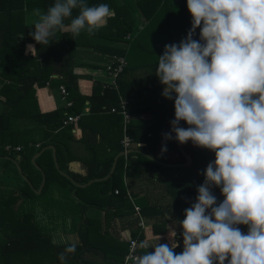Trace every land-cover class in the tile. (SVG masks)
Instances as JSON below:
<instances>
[{"label": "trees", "instance_id": "trees-1", "mask_svg": "<svg viewBox=\"0 0 264 264\" xmlns=\"http://www.w3.org/2000/svg\"><path fill=\"white\" fill-rule=\"evenodd\" d=\"M54 3L55 0H0V156L4 158L0 170V264H62L59 254L65 244L54 243L51 232L57 225L55 218L61 219L59 225L66 226L68 215L72 216V230L80 241L63 264H122L129 240L143 237L140 226L132 228L139 216L128 222L130 237L126 238L112 231L99 216L84 214L87 208L94 207L98 212L113 208V215L120 217L133 215L135 204L153 234H164L168 222L185 219V209L197 202L206 168L215 161L211 150L200 149L191 141L178 145L174 132L173 139L164 136L172 130L175 100L162 95L163 85L156 75L158 59L165 45L179 44L187 37L192 15L187 0H87L89 6L107 4L112 10L102 28L91 36L82 31L78 37L69 31H57L48 45H41L29 35L35 31L33 22L37 19L33 10L39 8L46 13ZM78 14V9L73 10V18ZM199 34L198 28L194 39L199 40ZM29 44L35 46L34 53L26 51ZM81 48L87 51L81 52ZM103 48L107 51L103 54L110 55L108 63L113 56L126 61L115 78L117 87L105 84L112 82L106 76L107 63L105 77L94 79L91 94L82 95L75 71L82 63L80 55L101 52ZM114 61L112 65H116ZM139 70L146 73V78L132 75ZM46 83L52 87L63 85L71 105L41 111L36 88ZM119 95L129 101L130 113L152 115L150 120L132 119L128 134L133 144L143 142L145 146H137L122 156H118L122 151L121 115L110 112L117 106ZM85 100L90 102V113L82 116L80 107ZM68 112L79 114L72 125L65 121ZM20 119L28 120L32 126L22 129ZM85 126L90 128L88 132ZM180 126L189 127L185 121ZM72 127H81L82 137L86 134V145L94 154L89 161L79 157L86 169L83 176L66 168V163L75 158L67 153L69 139L64 137L71 134ZM90 137L94 142L89 143ZM50 144L56 149V160L65 175L54 165L52 149L47 148ZM5 145L21 149L6 151ZM164 146L166 152H162ZM43 148L35 158V164L45 174L43 188L37 193L42 173L32 157ZM183 152L192 159L188 166L183 165L187 161ZM17 157L26 179L17 169ZM149 179L151 183L156 181L154 186L144 182ZM138 181H143L144 186L138 187ZM114 189L119 192L115 194ZM212 192L218 205L224 199L221 189L213 187ZM38 206L46 223L38 218ZM239 227L243 233L248 232L247 226ZM182 233L175 236L177 254L184 247ZM146 251L140 247L138 255Z\"/></svg>", "mask_w": 264, "mask_h": 264}, {"label": "clouds", "instance_id": "clouds-1", "mask_svg": "<svg viewBox=\"0 0 264 264\" xmlns=\"http://www.w3.org/2000/svg\"><path fill=\"white\" fill-rule=\"evenodd\" d=\"M187 6L192 27L179 44L165 45L156 69L162 95L175 100L172 130L164 136L173 139L174 132L181 144L211 150L215 161L180 222L182 253L174 251L178 244L158 243L134 264H264V0H187ZM33 15L29 35L48 45L57 31L94 35L112 10L87 0H55L46 13L36 8ZM26 51L34 53L35 46ZM213 187L224 196L218 205ZM240 225L248 227L246 234ZM53 242L65 244L62 264L76 251L63 235Z\"/></svg>", "mask_w": 264, "mask_h": 264}, {"label": "crops", "instance_id": "crops-1", "mask_svg": "<svg viewBox=\"0 0 264 264\" xmlns=\"http://www.w3.org/2000/svg\"><path fill=\"white\" fill-rule=\"evenodd\" d=\"M83 49L86 50V48H81V52H83ZM103 52H107V51L103 48L101 50V52H99V51L94 52L93 51V52H90L88 54L87 53L86 54L81 53V55H80L79 61H81L82 63L80 62L81 63L80 66L76 67L75 71H76V73L79 74V76L77 78V85H78V90L82 95L87 96V95L91 94L94 79L105 77L104 67H105V64L108 63V61L110 59V55L105 54V53L103 54ZM132 75H135L136 78H138V79L139 78H146V73H144L143 70L135 71L134 73H132ZM132 75H130V76H132ZM52 76L54 78H57L56 74H53ZM162 91H164V85L162 86ZM36 97H37L38 105H39V108L41 111H49V110H52L56 107L66 106L64 100L61 97L59 87L58 86L52 87V86H50L49 83H46V85L36 88ZM89 113H90V102L88 100H85V102L80 107V115L84 116V115H88ZM151 117H152L151 114H146V113H141V114L135 113L134 114L133 113V119L134 120H140V119L150 120ZM19 123H20V126L22 129H26L29 126H32L30 124L31 122H29L28 120H25V119H20ZM72 124H73V122L70 123L69 125H72ZM84 128L88 129L85 132H88L90 129L88 126H85ZM79 129L72 127L70 129L71 134H66L64 136L67 139H69L68 140L69 151H67V153L70 155H73L75 157V158H73L74 160L68 161L66 163V168L68 171H70L72 173H76L78 175L83 176L86 174V169H85V166L81 162L79 157H82L86 161H89L93 158L94 154L91 150L88 149V146L86 145L87 144V142L85 141L86 134L84 137H82L81 127ZM68 137H70V138H68ZM96 139H99V138L97 137ZM91 142H94V139L92 137H90V140H89V143H91ZM97 142L98 141L96 140V143ZM50 145H53V144H50ZM5 146H4V149H6ZM137 146H145V143L140 142V143L133 144V146L130 147V149H131L130 152L133 150H136ZM11 150L16 151L14 148H11ZM100 150H101V152L103 151L102 146L100 147ZM15 160L18 162V158H15L14 161ZM3 161H4V158H1V156H0V170L2 168ZM150 180L151 179H149L148 181L146 180L144 182L148 183V182H150ZM155 182L156 181H154L153 183L150 182L149 185L154 186ZM136 184L138 187L144 186L143 181H138ZM42 188H43V186H42ZM72 194H73V192H72ZM129 196L131 197L130 192H129ZM131 199H132V197H131ZM111 209L113 210V208H110V209L106 208L105 211L100 210L99 212H97L98 210L96 208L88 207L86 212H84V214L99 216L101 218L102 222H104V223L106 222V226L111 228L112 231L120 232L126 238L130 237V231L127 227L128 222L132 221L133 217L139 216L140 220L138 222L136 221V223L132 226V228L136 229L138 226H140V228L142 229L143 237L141 239H138V240L140 241L141 244L145 245V247H143V249H146V250L151 251V252H154V250H155L154 248H152V246H154L158 243L168 244L169 246H171L172 244H177L175 241V236L178 233H180L181 231H183L182 225L180 223L182 220H172L166 224V233L161 234V235L153 234L151 226L147 223L146 220L144 221L140 217L139 211L137 213L134 210V214L131 216L116 217L113 215V212ZM38 213H39V211H38ZM68 216H69V218H67V220H66L67 216L65 217L66 226H64L61 234H59V235H63L66 238L74 239V237L75 236L78 237V235H76L77 232L72 230V216L71 215H68ZM58 219L59 218L56 217L55 222L58 221ZM59 221H61V219H59ZM140 222H142V223H140ZM102 226L105 227L104 224ZM55 230H56V228H55ZM55 230L52 232V234L55 232ZM59 237L60 236H58V238Z\"/></svg>", "mask_w": 264, "mask_h": 264}, {"label": "built area", "instance_id": "built-area-1", "mask_svg": "<svg viewBox=\"0 0 264 264\" xmlns=\"http://www.w3.org/2000/svg\"><path fill=\"white\" fill-rule=\"evenodd\" d=\"M177 1V0H175ZM113 60H111L110 63L107 64L106 68H105V72H106V76H109L110 80H112V82H109V80L105 83L106 85H113L114 87H117V85L115 84V78L117 76V74L119 72H121L123 70V67L126 64V61L123 57H117V56H113L112 57ZM116 60V65H112L113 63H115ZM59 90L61 93V97L62 99L65 101L67 106L71 105V102L68 101L67 99V90L63 85L59 86ZM128 106H129V101L127 99H125L122 95H119V100H118V104L117 106L111 107L110 108V112L111 113H116L121 115V123H122V139L120 141L121 145H122V151H123V155H126L128 149L133 146V141L130 137V135L128 134V125L130 124V122L133 119V114L130 113L128 111ZM79 118V114L76 113H67V117H66V122L67 123H72L75 120H77ZM36 146H38V144H36ZM6 150H9L10 148H12L10 145H6L5 146ZM15 150H20V146H15L13 147ZM119 192L118 189H114V193L117 194ZM127 195L129 196V192H127ZM134 210L138 213L139 211V207L137 205H134ZM142 223V222H140ZM140 241L136 238H131L129 240V244H128V250L127 253L124 255V259L122 264H130L132 261H134L135 257L139 256L138 255V250L140 248Z\"/></svg>", "mask_w": 264, "mask_h": 264}, {"label": "water", "instance_id": "water-1", "mask_svg": "<svg viewBox=\"0 0 264 264\" xmlns=\"http://www.w3.org/2000/svg\"><path fill=\"white\" fill-rule=\"evenodd\" d=\"M177 143H178V145H179L178 140H177ZM45 148H46V147H45ZM47 148L52 149V157H53V160H54V165H55V167L57 168V170H59L60 173H62V174L65 175V173L62 172V171L60 170L59 165H58V162H57V160H56V149H55L54 145H48ZM198 148H200V149H205V148H202V147H198ZM180 149H181V147H180ZM43 150H44V148L41 149L40 151L36 152V153L33 155V157H32V161H33L34 164H35V158L38 157V156L41 154V152H42ZM130 150H131V149H128V152H129ZM181 151H182V150H181ZM183 153H184V152H183ZM122 155H123V152L121 151V152L119 153L118 156H122ZM184 155L186 156L187 161H186L183 165L188 166V165L191 164L192 159L190 158L189 155H187V154H185V153H184ZM118 156L115 158V160H114V162H113L112 169H111L110 173L114 170V167H115L116 160H117ZM15 161H16V160H15ZM35 165H36V164H35ZM167 165H169V166H173V164H167ZM16 166H17V169H18L19 173L22 175V177H23L24 179H26V177L24 176V174H22V170H21V168H20V166H19V164H18L17 161H16ZM36 166H37V168H38V169L41 171V173H42V180H41V183H40L38 189L36 190V192L39 193V192L41 191V189H42V186H43L44 182H45V174H44L43 170H42L38 165H36ZM109 175H110V174L106 175L105 178L108 177ZM90 182H92V180L88 181L86 184H89ZM86 184H77V185H78V186H85Z\"/></svg>", "mask_w": 264, "mask_h": 264}, {"label": "rangeland", "instance_id": "rangeland-1", "mask_svg": "<svg viewBox=\"0 0 264 264\" xmlns=\"http://www.w3.org/2000/svg\"><path fill=\"white\" fill-rule=\"evenodd\" d=\"M44 202V201H43ZM39 208V209H38ZM38 208L36 207V210L38 209V211H39V213H38V218H40V220H41V222H45L46 223V218H45V214H44V212H42L41 211V208H40V206H38ZM98 212V211H97ZM92 216H95V215H92ZM67 218H69V216H67L66 217V220H67ZM65 220V221H66ZM57 222V225H56V230H55V232L52 234V232L54 231H52L51 232V234L53 235L52 237H53V241H54V239L56 240V241H59L60 240V237L58 238V236H61V235H59V234H61V232H62V229L64 228V226H63V224L61 225H59L58 223H61L60 221H59V219H58V221H56ZM77 235V234H76ZM68 240H69V242H72V243H78V241H80V239H79V237H74V239H72V238H67ZM57 243H59V242H57Z\"/></svg>", "mask_w": 264, "mask_h": 264}]
</instances>
